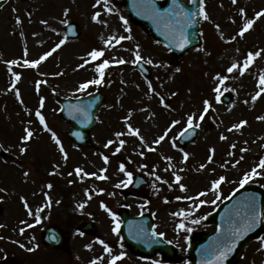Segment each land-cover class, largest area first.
Segmentation results:
<instances>
[{"label":"rangeland","instance_id":"rangeland-1","mask_svg":"<svg viewBox=\"0 0 264 264\" xmlns=\"http://www.w3.org/2000/svg\"><path fill=\"white\" fill-rule=\"evenodd\" d=\"M203 5L208 19L201 17L200 44L177 57L128 20L122 0H7L0 7V145L6 152L0 156V264L63 258L64 264H105L112 254L119 264L132 263L120 248L119 229L113 231L122 206L149 214L155 231L175 244L180 261L171 264H191L189 238L213 227L206 214L245 176L264 188V15L256 16L264 0ZM248 20L251 28L239 35ZM71 22L79 32L73 39L64 30ZM93 50L103 55L93 59ZM137 52L148 77L134 66ZM250 52L260 55L245 68ZM104 60L109 65L101 77L96 68ZM96 79L102 82L88 83ZM96 91L105 99L91 131L94 147L79 149L66 136L70 124L59 117L58 101ZM189 116L198 133L181 146L176 135ZM26 130L32 135L24 140ZM127 173L145 179L140 195H123L130 190ZM87 219L96 222L97 237L74 232ZM51 222L70 232L64 257L41 244L40 232ZM162 262L154 257L148 264ZM235 264H264V237L252 240Z\"/></svg>","mask_w":264,"mask_h":264},{"label":"water","instance_id":"water-1","mask_svg":"<svg viewBox=\"0 0 264 264\" xmlns=\"http://www.w3.org/2000/svg\"><path fill=\"white\" fill-rule=\"evenodd\" d=\"M126 8L129 11V17L134 23L140 25L146 24L150 32L153 34V38H157L164 44L169 46L173 51V54H180L187 49L197 45L199 43L198 28H199V8L197 0H190L188 7L182 5L179 0H164V5H160L156 0H125ZM195 13V15H193ZM181 31L183 37H181ZM70 35H74L71 31ZM186 42H183L185 41ZM183 42V47L180 43ZM102 97L100 95H92L79 100H65L61 102L60 115L63 118L72 122L73 127L69 131L70 137L78 145H87L89 140L88 131L94 124V113L101 103ZM196 131V130H195ZM190 135H193L191 133ZM190 136L185 139L188 142ZM253 192V190H249ZM245 191V193H250ZM244 194V193H243ZM238 196V195H236ZM234 197L232 198V200ZM264 201L262 196L261 202ZM239 202L246 206L248 215L251 220H254L258 216L257 211H253L251 204L247 200H239ZM231 201L226 202L230 204ZM260 210V206L257 207ZM225 208H220L208 219L210 222L216 225V229L210 232L208 235L202 236L200 242L193 240L191 246V256L193 264H232L239 256L245 243L253 236L259 233V228L253 226L246 231L244 238L237 244L234 242L235 232L231 229V223L225 217ZM126 215H123V220L126 219ZM248 216L244 214L242 222L247 224ZM148 221V219H146ZM259 220L255 222L258 224ZM146 227H151L150 223H147ZM127 230L126 237H131L134 241L138 242L135 246L131 242V248L137 253L151 254L155 249H159L167 254H172L173 250L169 246H164L162 240L155 236L150 230L138 226L139 224L133 220L126 222ZM49 231H45L43 240L51 247L55 245V240L50 239ZM49 233V234H48ZM123 234H125L123 230ZM58 235V233H57ZM128 240V239H127ZM157 240L158 243L154 242ZM129 241V240H128ZM130 242V241H129ZM141 246V247H140ZM150 250H147L145 248ZM231 249L228 251V249ZM224 253L223 259L218 260L217 257L221 253Z\"/></svg>","mask_w":264,"mask_h":264},{"label":"snow or ice","instance_id":"snow-or-ice-1","mask_svg":"<svg viewBox=\"0 0 264 264\" xmlns=\"http://www.w3.org/2000/svg\"><path fill=\"white\" fill-rule=\"evenodd\" d=\"M232 2H233V3H236V0H232ZM97 3L99 4V3H100V0H97ZM105 3H107V0H105ZM203 7H204V5H203V0H201V3H200V13H199V14H200L201 16H203L204 19H208V16H207V14L204 12ZM108 11H111V9H108ZM242 11H243V10H242ZM99 15H100L99 13L94 14L93 17H92V19H93V20H96L97 17H98ZM193 15H195V13H193ZM262 15H264V11H261V12L256 13V16H257V17H260V16H262ZM121 19L123 20L124 18L121 17ZM17 22H19V20H18ZM126 23H127V21H125V24H126ZM252 24H253V21H252V20H248L247 23L243 26V28H242V30L240 31L239 35L243 36L244 32L247 31L249 28H251ZM181 37H183V32H182V31H181ZM234 38H235V37H233V39H234ZM121 39H123V37H121ZM183 42H186V40L183 41ZM183 42L180 43V46H181V47H183ZM61 43H63V41H61ZM57 47H59V45H57ZM53 50H55V49H53ZM50 54H51V53H46L45 56L50 55ZM89 55H90L93 59H96L97 57L102 56V55H103V52L93 50V52L89 53ZM259 55H260L259 52L255 53V54L250 52V53L248 54L247 60L245 61V65H244V67L246 68V67L248 66V64H249L250 62L253 61L254 57H255V56H259ZM45 56H42V57L40 58V60H43V59L45 58ZM140 59H141V56H140L139 52H137V53H136V60L139 61ZM40 60L32 61V62H31V66L35 67L37 64L40 63ZM11 63L14 64V63H16V61H11ZM25 63L28 64L27 61H25ZM119 63H124V61H123V60H120ZM148 63H151V61H148ZM108 65H109V61H108V60H104L103 63H101V64H99V65L97 66L96 71L100 73V76H101V77H103V74H104V73H103V70H104L106 67H108ZM236 67H237V65H236V64H233L231 67L228 68V72H232V70H233L234 68H236ZM241 72L243 73V69H241ZM18 78H19V77H17V79H18ZM101 82H102L101 80L96 79V80L89 81L88 83H92V84H100ZM88 83L82 84V85L80 86L81 89H83V88H87V87H88ZM260 83H261V84H264V77H261ZM257 95H259V93H257ZM254 99H255V97H254ZM207 109H208V102L205 101V111H207ZM37 115L40 116L39 112H37ZM200 119H203V115H201ZM261 119H264V117H261ZM40 122H41L42 124L44 123V118H43L42 116H40ZM192 124H193V117H192V116H189V117H188V125H189V127H191ZM196 126L199 127V125H196ZM236 127H239V125H237ZM26 132H27V135L24 136V138H23L24 140L29 139V137L32 135L31 132H28L27 130H26ZM222 138H223V137H222ZM53 139H54V140L56 139L55 134H53ZM163 139H164V137L161 136L158 140H156V143L159 144L160 141L163 140ZM56 142H57V144H59V140H56ZM121 144H123V141H121ZM21 151H24V149H21ZM61 151L63 152V148H61ZM117 151H119V149H117ZM186 158H187V153H185V159H186ZM105 161L107 162V157H105ZM260 167L264 168V160L261 161V163H260ZM120 170H121V171H124L123 166H121V169H120ZM76 171H77V174H79V173L81 172V169L78 168ZM254 171H255V170H254ZM131 175H132L131 173H127V176H128V178H129L128 181H127V183H131V182H132V181H131ZM157 179H159V177H157ZM176 179H177V181H179V180H180V177L177 176ZM223 179H224V177H221L219 180H216V181L213 183V188L215 189V188L221 183V181H222ZM246 182H247V176H245V179L241 181V184H244V183H246ZM118 186H119V185H118ZM49 187H51V185H49ZM181 188L184 189V185H181ZM200 195H205V193H201ZM217 198H219V197H217ZM201 203H204V201H201ZM212 203H215V201H212ZM26 206H27V205H26ZM80 207H83V205H80ZM101 207H105V206L102 204ZM110 215H111V213H110ZM113 219L115 220V216H114V215H113ZM179 227L182 228L183 225L181 224V225H179ZM118 229H119V225L117 224L116 227L113 228V231H114V232H117ZM240 234H241L240 230L237 229L236 232H235V235H236V236H239ZM154 235H155V234H154ZM161 235H162V234H161ZM100 243L103 244L104 242H103V241H100ZM230 250H231V249L229 248L228 251H230ZM105 251H110V249L107 247V245H105ZM223 255H224V253L222 252V253L220 254V256L217 257V259H218V260H222V259H223ZM120 258H121V257H119V256L113 257V259H112V261L110 262V264H115V261L118 260V259H120Z\"/></svg>","mask_w":264,"mask_h":264}]
</instances>
